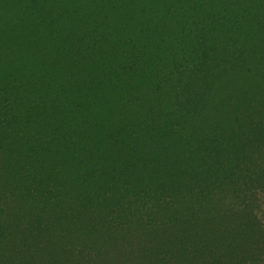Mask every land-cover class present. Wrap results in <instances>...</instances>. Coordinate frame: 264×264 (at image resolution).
<instances>
[{"label":"trees","instance_id":"1","mask_svg":"<svg viewBox=\"0 0 264 264\" xmlns=\"http://www.w3.org/2000/svg\"><path fill=\"white\" fill-rule=\"evenodd\" d=\"M0 264H264V0H0Z\"/></svg>","mask_w":264,"mask_h":264}]
</instances>
